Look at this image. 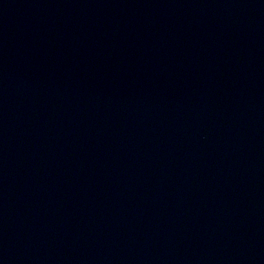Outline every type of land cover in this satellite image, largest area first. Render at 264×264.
<instances>
[{
    "label": "water",
    "instance_id": "95a60500",
    "mask_svg": "<svg viewBox=\"0 0 264 264\" xmlns=\"http://www.w3.org/2000/svg\"><path fill=\"white\" fill-rule=\"evenodd\" d=\"M0 264H264V0H0Z\"/></svg>",
    "mask_w": 264,
    "mask_h": 264
}]
</instances>
